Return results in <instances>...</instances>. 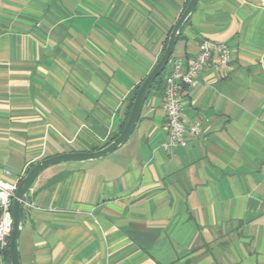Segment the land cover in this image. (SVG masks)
Instances as JSON below:
<instances>
[{"label": "crops", "instance_id": "obj_1", "mask_svg": "<svg viewBox=\"0 0 264 264\" xmlns=\"http://www.w3.org/2000/svg\"><path fill=\"white\" fill-rule=\"evenodd\" d=\"M187 2L0 0V180L118 134ZM202 39L231 52L227 72L210 63L183 89L182 120L203 132L165 147L152 87L115 151L37 176L21 264H264V7L198 0L170 61Z\"/></svg>", "mask_w": 264, "mask_h": 264}, {"label": "built area", "instance_id": "obj_2", "mask_svg": "<svg viewBox=\"0 0 264 264\" xmlns=\"http://www.w3.org/2000/svg\"><path fill=\"white\" fill-rule=\"evenodd\" d=\"M231 52L226 43L202 39L198 50L189 59L179 58L168 61L167 73L163 85V110L165 112L168 139L164 143L167 148L185 146L189 136H197L203 132L204 119L199 118L191 123H184L181 117L182 92L185 86L193 85L202 70L213 63L222 73L230 69ZM6 175H11L9 169H4ZM18 176V175H17ZM21 176L11 182L0 180V253L8 244L12 224L11 203L16 185Z\"/></svg>", "mask_w": 264, "mask_h": 264}, {"label": "water", "instance_id": "obj_3", "mask_svg": "<svg viewBox=\"0 0 264 264\" xmlns=\"http://www.w3.org/2000/svg\"><path fill=\"white\" fill-rule=\"evenodd\" d=\"M198 0H188L184 10L179 15L175 24L171 28L167 36L165 48L151 70L146 74L144 79L139 84L132 101L128 117L121 129V131L107 144L98 149L91 151H70L58 153L46 157L35 163L25 174L20 178L16 185L14 197L11 203L12 224L8 237V253L10 264H21L19 252V236L23 222V204L26 201L28 191L30 190L33 182L37 176L47 167L63 162H83L90 160H97L101 157L108 155L120 147L133 132L137 121L140 117L142 107L148 97L154 80L166 68L171 54L174 50L175 44L178 40L180 30L184 23L193 12ZM259 6L264 7V0H247Z\"/></svg>", "mask_w": 264, "mask_h": 264}, {"label": "trees", "instance_id": "obj_4", "mask_svg": "<svg viewBox=\"0 0 264 264\" xmlns=\"http://www.w3.org/2000/svg\"><path fill=\"white\" fill-rule=\"evenodd\" d=\"M166 42H167V39L164 43V48H165V45H166ZM164 50V49H163ZM167 73V66L166 68L163 70V72L154 80L153 84H152V87H154L155 85H157L161 90H162V94H163V85H164V77ZM139 86V85H138ZM138 86L136 87V89L133 91L132 95H131V98H130V104H129V109L131 107V104H132V101L134 99V96H135V93L137 91V88ZM151 87V88H152ZM128 114H129V111H128ZM128 114H127V117H128ZM126 117V119H127ZM126 121V120H125ZM125 123V122H124ZM124 125V124H123ZM117 135V134H116ZM116 135H113L109 138V140L104 143L103 145L107 144L110 140H112ZM102 145V146H103ZM34 165V164H33ZM33 165H30L28 167V169L26 171H28ZM4 262L5 264H10V260H9V253H8V244L7 246L3 249V251L0 253V263Z\"/></svg>", "mask_w": 264, "mask_h": 264}, {"label": "rangeland", "instance_id": "obj_5", "mask_svg": "<svg viewBox=\"0 0 264 264\" xmlns=\"http://www.w3.org/2000/svg\"><path fill=\"white\" fill-rule=\"evenodd\" d=\"M0 264H5L4 262L0 263Z\"/></svg>", "mask_w": 264, "mask_h": 264}]
</instances>
